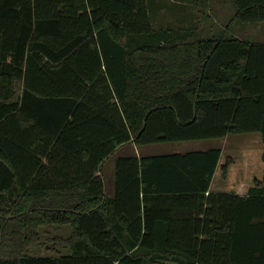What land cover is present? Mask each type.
<instances>
[{
  "label": "trees",
  "instance_id": "trees-1",
  "mask_svg": "<svg viewBox=\"0 0 264 264\" xmlns=\"http://www.w3.org/2000/svg\"><path fill=\"white\" fill-rule=\"evenodd\" d=\"M169 2L0 0V264H264V173L213 187L239 152L120 155L110 191L100 172L127 143L254 132L264 162V40L233 29L264 0ZM171 4L183 26L154 27Z\"/></svg>",
  "mask_w": 264,
  "mask_h": 264
},
{
  "label": "rangeland",
  "instance_id": "rangeland-1",
  "mask_svg": "<svg viewBox=\"0 0 264 264\" xmlns=\"http://www.w3.org/2000/svg\"><path fill=\"white\" fill-rule=\"evenodd\" d=\"M173 1V0H171ZM212 1V2H211ZM179 3H183L180 1H177ZM208 1H205L207 3ZM168 5L170 4L169 0H167ZM172 5V4H171ZM209 5L211 6V12L207 10L205 14H210L211 16L213 15L214 11L216 13V16H220L222 11H227L230 12V15L232 16L233 14V6L229 3V0H222V4L218 2V0H210ZM201 6V5H200ZM165 8H168L167 6ZM223 9V10H222ZM153 11L154 15H151V22L154 25V27H166V26H183V6L181 4L178 5H172L169 10H166V12H161L160 11ZM197 17L200 18L202 15L201 13H195ZM154 17V18H153ZM221 17V16H220ZM225 19L224 21H226ZM185 23V22H184ZM187 23V22H186ZM218 24H220L219 21H217ZM243 24V25H241ZM245 23L239 22L238 26H234V32L241 37H254L257 40H264V24H258V25H244ZM237 138H241V140H237L235 142L236 144L239 143H246L248 140L243 139L246 136L252 135V133H241V134H234ZM235 137V138H236ZM228 137L224 138H218V139H204V140H195V141H186V142H166V143H154V144H147V145H134L131 143L124 144L120 146V149L118 152H121V148L128 150L129 147L132 148L134 147L135 153L137 155H147V154H161V153H168V152H183L187 148H192V149H200L203 145L205 146H216L219 145L220 143L221 148H225L226 145L229 142ZM234 138V139H235ZM236 140V139H235ZM253 141V139H251ZM254 142V141H253ZM119 148V147H118ZM191 150V149H189ZM116 151V150H115ZM113 152L102 164L101 168V174L106 176V183L109 184L108 181V172L111 173V169L113 167V157L114 153ZM113 156V157H112ZM107 168V169H106ZM111 176V175H110ZM43 233V230L41 231ZM50 245L47 240H41L39 243L33 247L30 248V253L32 255H46L49 254V250L46 249V247Z\"/></svg>",
  "mask_w": 264,
  "mask_h": 264
},
{
  "label": "crops",
  "instance_id": "crops-1",
  "mask_svg": "<svg viewBox=\"0 0 264 264\" xmlns=\"http://www.w3.org/2000/svg\"><path fill=\"white\" fill-rule=\"evenodd\" d=\"M226 139L229 142L224 149L228 153L239 152V156H234L233 164L229 169V173L225 179L221 178L219 175H216L215 181L213 183V187L215 189H225L230 190L232 188L236 189L239 194H245L248 187L252 184L254 178H260L264 173V162H262L260 158V152L262 150V140L260 133L254 132L250 136H246L243 139L248 140L246 143L236 144L237 140H241V138H237L235 135H227ZM236 137V138H235ZM224 138V137H222ZM236 140H235V139ZM253 139V141H251ZM132 144V143H131ZM216 145L217 147H220ZM208 147H215V146H205L203 145L200 149H206ZM118 150L120 149L117 148ZM116 149V154L114 153L113 157V164L114 160L120 156L125 154H133L135 153L134 147L132 146L128 148V150L121 148V152H118ZM192 148H185L183 150H189ZM136 154V153H135ZM105 162V161H104ZM107 169V168H106ZM108 181L109 184L106 183V176L102 175L105 180V184L108 187V191L112 188V181H113V167L111 169V173H109L108 169ZM111 175V176H110Z\"/></svg>",
  "mask_w": 264,
  "mask_h": 264
}]
</instances>
